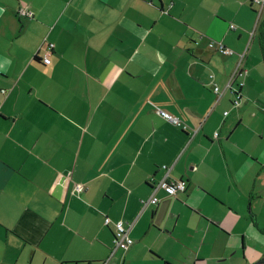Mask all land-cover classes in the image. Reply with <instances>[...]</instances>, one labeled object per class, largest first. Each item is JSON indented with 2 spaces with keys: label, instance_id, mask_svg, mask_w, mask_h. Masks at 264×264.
Wrapping results in <instances>:
<instances>
[{
  "label": "crops",
  "instance_id": "0c3cea01",
  "mask_svg": "<svg viewBox=\"0 0 264 264\" xmlns=\"http://www.w3.org/2000/svg\"><path fill=\"white\" fill-rule=\"evenodd\" d=\"M256 10L253 0H0V264L263 257ZM243 52L234 105L226 85ZM165 176L185 190L154 191ZM119 221L133 245L112 253Z\"/></svg>",
  "mask_w": 264,
  "mask_h": 264
},
{
  "label": "built area",
  "instance_id": "2783aa9c",
  "mask_svg": "<svg viewBox=\"0 0 264 264\" xmlns=\"http://www.w3.org/2000/svg\"><path fill=\"white\" fill-rule=\"evenodd\" d=\"M253 2L256 3V5H257V10L255 12L256 13L255 28H256L257 25L259 24V21H260L261 16H262V12L264 10V0H253ZM18 14H20L21 16H28V17L33 16V13L31 11H29L26 7H21L18 10ZM229 28L232 30H235L234 25H230ZM209 47L214 48V49L218 50L219 52H221L225 55H231L234 53L233 51L224 47L220 43H216L213 41H211L209 43ZM51 49H52V45L49 46L48 51H50ZM245 54L246 53L243 52V53L238 55V57H239L238 62H237L236 67H235L234 71L232 72V74L228 80V83L226 85V88L234 96V99H233L234 105H238V103L241 100V90L240 89L242 88L244 83L241 81L238 82L237 88H233V83L236 81L237 78L241 77L242 73H244L243 61L245 59ZM48 55H49V53L46 54L44 59H43V63L45 65L49 64ZM214 91L217 93L218 88H215ZM159 114L162 116V118H164L168 122L174 124L175 126L181 127L182 123L180 121H178L176 118L169 116L168 114H166L163 111H159ZM183 128H186V126H183ZM196 131H194V133ZM216 136H217V133H215V137ZM185 187H186L185 181H173V180L167 179V176H165L155 186L154 191H156L157 189H162V190H164V192H166L167 195H174L178 192H183L185 190ZM149 203L155 204V203H157V199L154 196L151 197L149 199V201H146L144 203V206H146ZM129 231H130V226L126 225L122 221L116 222L114 224V250L112 251V253L115 252L116 250L128 251L130 249V247L133 245V240L129 236Z\"/></svg>",
  "mask_w": 264,
  "mask_h": 264
},
{
  "label": "water",
  "instance_id": "95a60500",
  "mask_svg": "<svg viewBox=\"0 0 264 264\" xmlns=\"http://www.w3.org/2000/svg\"><path fill=\"white\" fill-rule=\"evenodd\" d=\"M253 264H264V256Z\"/></svg>",
  "mask_w": 264,
  "mask_h": 264
},
{
  "label": "rangeland",
  "instance_id": "374dc122",
  "mask_svg": "<svg viewBox=\"0 0 264 264\" xmlns=\"http://www.w3.org/2000/svg\"><path fill=\"white\" fill-rule=\"evenodd\" d=\"M244 61H245V59H244ZM244 61H243V66H244ZM183 125V124H182ZM184 126V125H183ZM262 258V257H261ZM261 258H259V259H261ZM259 259H256L253 263H255L256 261H258ZM252 263V264H253Z\"/></svg>",
  "mask_w": 264,
  "mask_h": 264
},
{
  "label": "trees",
  "instance_id": "16d2710c",
  "mask_svg": "<svg viewBox=\"0 0 264 264\" xmlns=\"http://www.w3.org/2000/svg\"><path fill=\"white\" fill-rule=\"evenodd\" d=\"M31 12H32V11H31ZM32 13H33V12H32ZM21 17L32 18L33 16H32V17H28V16H21Z\"/></svg>",
  "mask_w": 264,
  "mask_h": 264
}]
</instances>
